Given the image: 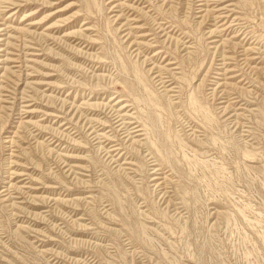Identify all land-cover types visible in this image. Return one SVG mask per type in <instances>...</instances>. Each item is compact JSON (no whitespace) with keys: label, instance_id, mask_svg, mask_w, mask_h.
<instances>
[{"label":"rangeland","instance_id":"rangeland-1","mask_svg":"<svg viewBox=\"0 0 264 264\" xmlns=\"http://www.w3.org/2000/svg\"><path fill=\"white\" fill-rule=\"evenodd\" d=\"M0 264H264V0H0Z\"/></svg>","mask_w":264,"mask_h":264}]
</instances>
